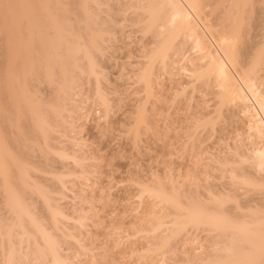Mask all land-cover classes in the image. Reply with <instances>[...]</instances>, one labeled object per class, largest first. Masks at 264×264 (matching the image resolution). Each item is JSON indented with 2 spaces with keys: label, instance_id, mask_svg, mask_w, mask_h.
Listing matches in <instances>:
<instances>
[{
  "label": "bare ground",
  "instance_id": "6f19581e",
  "mask_svg": "<svg viewBox=\"0 0 264 264\" xmlns=\"http://www.w3.org/2000/svg\"><path fill=\"white\" fill-rule=\"evenodd\" d=\"M256 1L264 10V0ZM253 2L255 0H78L73 8L74 0H69L71 4L63 0H11L3 8L0 31L8 33V41L15 44L9 48L5 61L7 65L18 63L8 80L15 85L9 87L8 98L10 103L16 101L23 107L24 112L19 115L26 117L29 123L26 126H31L36 145L30 140L32 137L23 138L22 131L17 140L26 144L29 141V145L33 142L31 150L39 148L42 142L46 153L58 161L70 160L75 167L81 166L76 155L83 147L82 142L79 143L81 127L91 107L99 109V121L107 117L110 108L109 100L99 87L100 82L105 81L101 80L105 74L99 71L97 59L103 57V50L108 49L107 42L114 34L111 30L115 31L121 21L136 27L140 34L137 61L126 72L133 93L142 100L130 130L133 139L139 136V129L150 130L146 117L152 109L149 110L148 104L162 103L168 106L166 110L176 105L186 106L190 117L186 124L164 127L182 130L183 149L191 152V156L199 154L196 165L204 163L194 176L169 174L164 178L168 177L166 181L152 176L149 183L140 182L135 186L138 189L133 211L140 226L126 233L124 238L130 239L134 247L139 245L132 247L130 253L142 264H264V207L240 202V193L245 198L264 193V16L258 27V40L252 48L246 44L249 34L246 10ZM219 11L222 16L216 19L214 16ZM118 12L126 18L123 16L125 19L116 25L114 16L121 17L117 16ZM72 25L77 29L71 33ZM16 27L23 31L16 32L13 29ZM61 46L69 55L59 62ZM67 69L71 72L67 73ZM56 73L70 77H64L67 80L57 85V101L53 98V103L48 101L43 106L39 92H28L26 82L36 77L35 81L42 80L40 83H51ZM81 77L86 78L87 87L93 82L91 101L87 98L83 101L87 95L82 97L85 88L82 83L79 85ZM164 82L171 92L166 94L169 97L165 93L162 96ZM87 87V90L92 88ZM71 95L79 100L71 99L78 103L67 110ZM47 115L57 123L52 125ZM228 120L233 124L240 122L241 132L235 127L237 133L231 142L224 143L215 153L203 151L204 142L213 139L219 125ZM58 123L60 126H57L64 127L62 135V131H57ZM65 128L73 134H66L71 138L65 135ZM55 133L61 140L64 138L63 146L61 143L57 150L53 149L52 141L48 143L49 136ZM65 143L71 144V148L65 147ZM203 154L205 157L201 158ZM31 165L19 152L12 151L0 134V199L7 218L0 220V264H24L30 260L35 264L82 263L80 255L75 254L77 260L74 254L62 253L59 242L72 239L74 242H69L79 248L70 244L80 249L82 256L94 255L83 236L87 235L86 222L91 216L84 213L71 220V230L83 233V239L81 235L79 238L73 235L74 232L69 234L71 230L61 224L70 219L54 202L60 199L55 197L60 191L52 193L55 196L51 197L47 185L31 179L32 173L41 172ZM210 170L219 171L220 175L214 177ZM14 173L16 182L15 177L12 178ZM51 173L47 179L56 181L66 191L63 174ZM26 195L43 202L54 231L46 232L49 225L44 226L39 220L34 206H27ZM66 231L67 237L63 238ZM200 231L208 235L203 239L207 242L205 248L206 242L197 236ZM54 233L63 235L60 236L63 239L60 241ZM113 235L121 238L122 231ZM115 247L118 246L114 242ZM100 251L108 256V248L102 247Z\"/></svg>",
  "mask_w": 264,
  "mask_h": 264
},
{
  "label": "rangeland",
  "instance_id": "374dc122",
  "mask_svg": "<svg viewBox=\"0 0 264 264\" xmlns=\"http://www.w3.org/2000/svg\"><path fill=\"white\" fill-rule=\"evenodd\" d=\"M10 1L11 0H0V28L2 26L1 15L3 14V8L6 7V5ZM63 1L71 4L69 3V0ZM77 2L78 0H74L75 4L73 8H75ZM259 4L260 3L255 0L252 6L250 8H247L246 10L248 13L249 22L247 26L249 28V34L246 38V44L252 46V48L255 46V43L258 40V27L262 22V17L264 16V10ZM117 16L123 17L124 15H120L119 13V15ZM221 16L222 15L219 11V14L217 13L214 17L218 19ZM121 17L117 18L116 16H114L115 21L117 20L116 25L119 24L122 19L126 18L125 16V18ZM129 17L131 18V15H129ZM121 23L119 24V26H117L118 28H116L115 31L111 30L113 31L111 33L114 34L113 36H111L110 41L107 42L106 47L108 46V49L105 47L107 50L105 49V52L103 50V57L98 56L97 59L100 66L99 71L102 74H105L102 76L103 79L101 78V80L105 79V81H101L99 87L101 89V92L109 100L108 103L110 108L107 117L104 120L99 121L97 120L99 109L90 106L92 108L91 111L90 108L88 110V112L90 111V115H88V118H86L87 120L85 119L86 121H84V126L81 127L83 131H81V134L79 133V138L82 139H80L79 143L81 144L82 142L81 145H83L81 150V147L79 148L81 152L79 151V153L76 154L81 161L80 167H75L74 165H72L70 160V162H60L56 158H54V156L47 154L44 146L42 145V142L40 144L41 146L39 145V148H41L40 150L39 148L35 147V149L32 148L31 150L30 145H32L33 142L29 145V141L26 144L22 140L21 142L17 140L19 131H22L21 136L24 135L23 138L27 137L26 140L31 138L33 135L31 136V126L27 127L29 123L26 121V117L24 115H19L20 112H24L23 107H20V105L16 101H11V103L9 102V87H15V85H13L14 83L11 84V82H8V80L11 74L17 69L18 63L16 62L17 64L12 63L11 65H7L5 61V55L9 54V48L14 47L15 44L8 41V33L4 34L5 32L2 33L0 31V134L7 141L12 151L19 152L22 155L23 160L28 162V164H32L31 166L36 167V169L38 168L37 172H39L38 170L41 171L40 173H32L30 175L31 179L33 177V180L36 181V183L47 185L49 188L48 190H50V195L52 193L59 194L60 191L59 196H55L54 194H52L51 197H53V195L55 197H60V199L58 198L59 200H56L54 202L58 204L59 208H61L62 210L64 209V214L67 215L70 219V221L67 219L68 222L65 221L66 223H62V226L71 230V227L73 226V222L71 220H75L79 215H82L84 213L91 216V220L86 222L87 235L83 233L82 234L85 241L89 243L87 245V248H89V250H91L94 254L92 255L94 257L93 260H91L93 258L91 255L87 256L86 254H84L85 257L84 255L82 256L81 253H79L81 250L78 249L79 247L76 245V243H72V239L67 240L65 238V236L67 237L66 234H68L67 231L65 234H63L64 236L60 234V236H63V238H65H62L64 240V243L61 241L62 239L60 238V236H56L57 234L59 235V233H54L56 238L58 237L61 241H58L62 246V248H59L63 251H59H61L65 255H67V253H65L66 251L68 252V255H80L81 257L79 256V260L80 262L82 261V263L80 264H136V262L137 264H139L141 260H138L137 256H132L130 253V250L132 249V247H134L133 245H131L130 239L128 240L126 238V240L124 238L126 233L130 234L134 228L140 226L138 225L139 222L136 220L135 212L133 211L136 205V189H138L135 188V186L137 187L138 183H149V180L152 179V176L162 178L161 180H165L164 178L166 176H169V174L172 175L176 173H189L194 176L195 174H197L196 172L198 171V169L201 168V164L204 163L202 161L201 164L196 165L195 159L199 158V154L197 155L196 153H192L193 155L191 156V152L185 151L183 149L184 134L182 130L177 131L176 129H168L170 125V127L172 128H176L179 125L183 126L190 119L188 110L183 104L176 105L169 110H166L168 109V106L161 105L162 103L153 105L152 103L148 104L149 110L152 109V112L149 111L150 113L148 112V116L146 117V120L148 121L146 122V124L149 125L150 130L145 131V129L143 128L139 129V136L136 138V140L133 139L130 130L134 125L133 122L135 111L142 100L140 97L136 96L133 93V87L131 85V81H129L126 76V72L137 61V45L140 34L137 33L136 27L132 26L131 24L127 22L124 23L122 21ZM74 26H71L73 27L72 30L70 29L71 33L76 28H74ZM13 29L16 32L23 31L21 27H16ZM67 31L69 32V28ZM68 37L69 36H67V38ZM62 46L61 48H58V51L59 49H62L64 47ZM64 50L65 48L59 51V62L64 61V59L66 60L68 57L66 55H69V52L66 50L68 52L67 54V52H64ZM56 54H58V52H56ZM64 56H66V58H64ZM247 57L248 55L245 56V58ZM69 69H67V73L71 72L69 71ZM56 74L57 77L53 78V80L55 79L54 81L52 80L54 84H52V82L45 83V81L40 83V81H42L40 80L42 77H37L40 81H35L36 77H32V79L30 78V80L28 79V81L26 82L27 88L29 90L28 92H39L40 95L38 94V98L40 97V100L42 101V103L41 101L40 103L42 105L43 103H46L48 101V103H53V98H55V100L57 101L56 91H58L59 88L57 85L62 83L66 78L70 77L69 75L63 76L61 73ZM64 77L66 78L64 79ZM79 80V85L82 83L83 89L85 88V94L83 93L82 97L84 95H87V97L83 98V101H87L89 97L92 99L93 82L91 83V90H87L86 84L88 85V83H86V78L81 77L79 78ZM55 81H57V83ZM76 84V86H78V83ZM82 84L80 86H82ZM162 90V94L165 93V96H168L166 95L167 93L169 95L171 93L166 82H164ZM168 90L169 92H167ZM162 96H164V94ZM70 97H72V95ZM73 97L70 98V104L66 103V105H69V107H66L67 110L71 108V106H75V104L78 103L77 100H79V97ZM85 98H87V100ZM51 99L52 101L50 102ZM71 99H77L75 101L77 103H74V101ZM88 101L91 100L89 99ZM83 108L85 107L83 106ZM84 112H81L80 114H83ZM232 112L235 111L233 110ZM47 116L49 121L50 115ZM51 120H53V118L50 119V121ZM233 120L236 121L237 119L233 117ZM51 122L53 123L52 125H55V123H57L55 122V120ZM231 122L232 121L228 120L225 123L219 125L218 132L215 137L213 139L206 140L202 145L203 151L209 150L210 152L215 153L220 150L224 143L231 142V140L235 138L237 128H239L240 130H238L241 132L242 124L240 122L236 124H233ZM57 125H59V123L56 124V126ZM164 126L168 127L166 128ZM57 127L56 129H58ZM63 128L64 127H59V129L57 130L58 132L59 130L60 132L62 131L61 135L62 133H64V131L62 130ZM164 128L169 131H165ZM66 129L67 131L65 135L71 134L73 136L68 128H65L64 130ZM24 130H26V132ZM68 131L69 133H67ZM24 132L26 134H24ZM52 135L49 136L51 139L48 137V143L50 142L49 144H52L53 142V149L54 147L56 148L55 150L60 149L61 143L64 138L61 140V136H59L58 138L56 136V133L54 134L55 136L53 135L54 137H52ZM69 135L66 136L70 137ZM78 136L76 138H78ZM33 137L30 140H34L33 145H36V140L34 139L35 137ZM54 142H57L56 144L60 142L58 144L60 147L57 148ZM64 145L65 147L66 145H68L69 148H71V144L69 145V143H65ZM52 146L50 148H52ZM75 149L77 150L78 148ZM200 157L203 158L205 156L203 154L200 155ZM169 171H171L172 173ZM51 172H55L56 175L63 174V176H61L64 181L62 179L61 180L63 181V183L66 182L64 184V186L67 187L66 189H64L66 191H63L61 187H59L60 184H58L56 181H49L47 179V177L49 178L48 174H53ZM210 173L214 177H218L220 175V172L215 170H210ZM85 176H87L86 179L88 178V181L85 179ZM12 178H14V181L16 182V173L12 174ZM172 178L174 177L172 176ZM82 179H85L86 181ZM167 179L168 177L166 178V180ZM83 181H85V183H83ZM61 190L63 191V195H61ZM20 193H22V191H20ZM23 193H25V191H23ZM240 195V202L242 204H256L260 207H264V193L250 194L246 198L243 197L242 193H240ZM62 197H64V199ZM25 200L27 202V206L32 205L30 207H35L34 213H36V216L39 218V220L44 223V226H47V224L49 225L48 227L50 228H46V232L51 229L49 223V215L45 209V206L43 205V202L39 201V199L33 197L32 195H26ZM85 202H89L88 205L85 204ZM55 203L53 204L56 205ZM2 206L3 205L0 199V220H6V210H3L4 208ZM73 230L74 231L71 230V233L69 232V234H72L74 232L73 235H75L77 238H79V236L81 235L80 237L83 239L82 234H79L78 230L77 233H75V229ZM51 231L54 230L51 229ZM51 231L49 230V232ZM120 231H122V235H120L121 238H117L113 235L114 233H119ZM62 233H64V230ZM197 236H199V238L202 240L208 238L206 237L208 235L202 231H200ZM69 240L72 241L69 242ZM204 241L206 242V240H203V243ZM114 242L117 243V248H114ZM138 242L139 241H137V243ZM70 243L75 244L78 248L74 247L75 245H71ZM205 244H207V242L204 243V248ZM136 246L134 248H136ZM102 247H106L109 249L107 257L102 255L100 251V248ZM141 247L142 245L140 244V248ZM85 250L88 251V249ZM89 253L90 251H88L87 254ZM64 254H62V256ZM78 256H76L75 259L78 260ZM90 256L92 257L91 259ZM29 262H26L24 264H35L33 262ZM140 264H142V262Z\"/></svg>",
  "mask_w": 264,
  "mask_h": 264
}]
</instances>
